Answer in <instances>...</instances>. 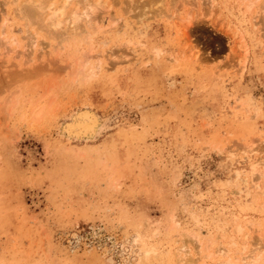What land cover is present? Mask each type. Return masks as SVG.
<instances>
[{
  "label": "rangeland",
  "instance_id": "374dc122",
  "mask_svg": "<svg viewBox=\"0 0 264 264\" xmlns=\"http://www.w3.org/2000/svg\"><path fill=\"white\" fill-rule=\"evenodd\" d=\"M102 1L91 43L30 49L0 0V264H179L183 245L242 264L264 242V188L242 182L264 158L262 1ZM79 109L100 123L70 140Z\"/></svg>",
  "mask_w": 264,
  "mask_h": 264
},
{
  "label": "bare ground",
  "instance_id": "6f19581e",
  "mask_svg": "<svg viewBox=\"0 0 264 264\" xmlns=\"http://www.w3.org/2000/svg\"><path fill=\"white\" fill-rule=\"evenodd\" d=\"M8 1H10V0H8ZM244 1L245 0H243L242 2H244ZM257 1H259V0H246V2H247V4H246L247 5V8L248 9H251L253 6H256ZM261 1H262L263 12H264V0H261ZM103 2H104V4H103ZM147 2H150V0L147 1ZM213 2L214 1H212V4H213ZM18 5H19V7H18V10L17 11L19 13H21V16L25 20L24 21V24L26 25V26L24 25L25 28L27 26H29V28L31 27L30 29L33 28L35 30V32L33 30L35 40H32L33 38H31L32 42L31 41L30 42H31V45L32 46H31L30 49H33V45L37 42L38 35L39 34H40V36H41V34H45L46 37L49 38V40L51 38H54V39L56 38L55 40H57V42H59V44H61L60 42H63V41L64 42H67V40H72V41L73 40H76L78 37H79L78 40L80 39V37H83L82 38L83 40L90 41V43H91V40H92L93 35L96 32H98L99 27H100V25L98 23L99 22V19H98L99 17L95 14V13H97L96 10H98L97 9L98 6H99V8H100V6L101 7L106 6L105 1H102V0H97V1H94V2L91 1V0H20V4L18 3ZM14 10H15V8H14ZM190 22H191L190 19H187V23H190ZM3 25L4 24H2L1 28H3ZM187 25L188 24H186V26H185L186 28H187ZM7 27H8V30H9V26H7ZM29 28H27V30ZM28 31H27V33H29ZM2 32H3V30H2ZM82 32L85 33V35L83 34L84 36L81 35ZM31 34L32 33H30V35ZM0 35H1V33H0ZM2 35H3V33H2ZM2 40H3V42L4 41L5 42L7 41L5 39H2ZM0 42H1V40H0ZM7 43H8V41H7ZM57 45L55 47H57ZM58 47H59V45H58ZM198 50L199 49H197L195 47H193L191 50H189V54H188L189 57L194 58V60L198 59V57H199V51ZM183 53H184V51H183ZM30 54L32 55L31 52H30ZM96 57L98 59L99 56H96ZM29 61L30 60H28V62ZM86 61H87V59H85L84 61L81 62L82 68H80L81 69L80 71H82V73L84 75H88L89 76L92 73H94V71H93L92 68H90V70H83L85 68V66H86L85 65ZM97 61H98L97 62L98 63L97 65L100 66V64H99L100 59L97 60ZM80 71H76V72L81 73ZM80 110L81 109H79V111L77 110L78 114L75 112L76 113V116H75V113L74 114L72 113L75 116L74 120L73 121H69V123H67L66 125H64V129H63L62 132H66L67 133V136H69L70 140H72L71 139L72 137H75V140L77 138H79L78 140H80V137H77V136H81V137H84V136L87 137L88 136L89 137V135H91V133H94V130H92V129H93L94 125H95V122H99V121H96L97 120V115H94V113H90V116L92 114V116H91L92 119H91V117L88 115L89 114L88 112H83V110H81V111ZM39 115H40V113H38V116ZM89 131L91 133H89ZM93 135L94 134H92V136ZM229 152H230V155L231 154H235L236 153V149H232ZM242 152H243V154L245 156L246 155H251V154H254L253 152H256V149L254 147H252L251 145H246V146H244L242 148ZM259 155H262V154L260 153ZM250 158H251V156H250ZM260 158H261V156H260ZM260 158L256 159V162L254 163V166L252 168L253 169L252 170V174H250V176L248 175L246 177L244 175V177H242V182L248 184V186H252L253 188L254 187L255 188H258V189L260 188V190H261L262 188H264V186H262V181H261L262 178H264L263 177L264 176V167H263L264 166L263 165L264 158H261V159ZM251 164H253V162ZM237 174L239 175V173H237ZM237 178H238V176H237ZM239 183H238V185H239ZM236 185H237V183H236ZM239 193H241V191H239ZM260 193H262V192H260ZM261 205H262V208H264V200H263V203ZM250 223H253V222H250ZM249 225H248V227H249ZM253 226H254V223H253V225L251 224L250 227H253ZM236 227H237V225H236ZM243 228L241 227V224H239L238 225V230L237 231L235 230L236 233L237 232L241 233ZM255 228H257V227H253V229H255ZM156 232L157 231L155 230V233ZM244 235L246 236V232L244 233ZM248 235H249V232H248ZM237 236H238V234H237ZM244 240H246V242L245 241L244 242L247 244V241L248 240L247 239H244ZM198 241H200V240H197V242ZM250 241H251V239H250ZM254 242H255V244H254ZM252 243L254 245H253L252 249H251V247L248 248L250 250L249 252L247 251L248 254H247V252L245 254L242 253V255H239L238 254L239 256H242V257H239V258H240L241 261H244L243 263H245V264H248V263L249 264L250 263L252 264V262L254 263L255 261L260 260V258H261L260 257L261 256V252L263 253V251H264V246H261L264 242L261 244L260 241H259V239H258L257 241L254 240ZM232 244L234 245L235 244V241ZM246 246H248V245H245L244 248H243L245 251L247 249ZM222 247H219V249H218L219 252L218 253H221L223 255L224 254L226 255V254H228L231 251L230 249H229L230 250L229 251L227 248H225V247L222 248ZM209 248H210V246H209ZM240 249L242 250V248H240ZM239 250L237 251V253L239 252ZM241 250H240V253L242 252ZM195 251L193 250L192 247H190V246L187 247L186 245H183L179 250H177V254L175 253V255L177 257L176 256L175 257L177 258V261H178L179 264H188V263H190L192 261L191 258H190V256H188V253L189 254L191 253V254H193V256H197L196 258L192 256V258H195V259H193L194 263L195 262H199L197 264H206V263H203L202 262L204 260L202 258L205 257V256H203L202 258L201 257H198V255H200V253L198 254L197 251L196 252ZM216 253H217V250H216ZM216 253L208 252V254L206 253L205 255L210 258L211 256L215 255ZM230 256H232V255H230ZM230 256H228L226 259H223L222 262L220 260V264H236L234 262V259L235 258L232 259ZM188 257H189V259H188ZM208 257H206V258H208ZM236 258H238V257H236Z\"/></svg>",
  "mask_w": 264,
  "mask_h": 264
}]
</instances>
